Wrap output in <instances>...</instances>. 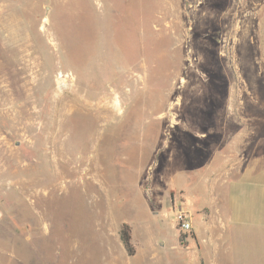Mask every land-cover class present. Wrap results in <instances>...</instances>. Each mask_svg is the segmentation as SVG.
<instances>
[{
    "label": "rangeland",
    "instance_id": "374dc122",
    "mask_svg": "<svg viewBox=\"0 0 264 264\" xmlns=\"http://www.w3.org/2000/svg\"><path fill=\"white\" fill-rule=\"evenodd\" d=\"M250 131L264 0H0V264H207L175 211Z\"/></svg>",
    "mask_w": 264,
    "mask_h": 264
},
{
    "label": "crops",
    "instance_id": "0c3cea01",
    "mask_svg": "<svg viewBox=\"0 0 264 264\" xmlns=\"http://www.w3.org/2000/svg\"><path fill=\"white\" fill-rule=\"evenodd\" d=\"M249 133L232 144L227 154L221 155L223 162L219 166L209 168L212 172L208 178L196 182L197 187L202 184L201 189L206 193L200 207L193 211V208L185 209L180 205L191 216L192 240L199 245L198 251L201 250L200 233L203 230L208 235L209 252L204 257L200 255L207 264H234L236 257L232 255L229 234L239 238L237 243L248 249L258 239L259 245L254 251L264 259V150L252 148L253 152L248 153L249 139L255 136L254 132ZM256 139V143L264 142V136ZM196 217L201 219L199 231ZM252 235L258 237L254 240ZM249 241L253 242L251 246Z\"/></svg>",
    "mask_w": 264,
    "mask_h": 264
},
{
    "label": "built area",
    "instance_id": "2783aa9c",
    "mask_svg": "<svg viewBox=\"0 0 264 264\" xmlns=\"http://www.w3.org/2000/svg\"><path fill=\"white\" fill-rule=\"evenodd\" d=\"M175 220L180 231L189 234L192 232L191 216L188 212L184 211L181 206L175 211Z\"/></svg>",
    "mask_w": 264,
    "mask_h": 264
},
{
    "label": "trees",
    "instance_id": "16d2710c",
    "mask_svg": "<svg viewBox=\"0 0 264 264\" xmlns=\"http://www.w3.org/2000/svg\"><path fill=\"white\" fill-rule=\"evenodd\" d=\"M121 242L123 243V246L125 248V251L129 256L135 255V248L131 241V231L128 224L123 223L121 225L120 231H119ZM192 237H194V234L191 233Z\"/></svg>",
    "mask_w": 264,
    "mask_h": 264
}]
</instances>
